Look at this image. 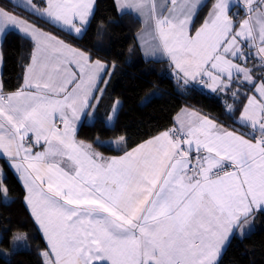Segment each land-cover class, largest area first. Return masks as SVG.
I'll return each instance as SVG.
<instances>
[{
	"label": "snow or ice",
	"instance_id": "obj_1",
	"mask_svg": "<svg viewBox=\"0 0 264 264\" xmlns=\"http://www.w3.org/2000/svg\"><path fill=\"white\" fill-rule=\"evenodd\" d=\"M94 3L23 0L19 6L81 34ZM116 3L146 7L144 0ZM244 4L247 18L237 20L229 15L230 0H216L198 28L199 0H168L159 13L153 3L149 15L156 47L185 83L199 77L233 97L240 95L234 84L253 85L239 116L248 131H228L192 113L111 158L75 140V121L103 91L107 64L0 7V35L19 26L35 42L21 87L5 92L0 84V156L23 180L24 200L47 238L45 264H218L233 230L242 233L250 218L264 213V63L256 77L255 65L245 66L253 56L264 62V0ZM65 157L62 165L57 158ZM5 178L0 168L6 195Z\"/></svg>",
	"mask_w": 264,
	"mask_h": 264
},
{
	"label": "trees",
	"instance_id": "obj_2",
	"mask_svg": "<svg viewBox=\"0 0 264 264\" xmlns=\"http://www.w3.org/2000/svg\"><path fill=\"white\" fill-rule=\"evenodd\" d=\"M212 4L210 0L202 7L196 28ZM0 7L111 66L95 108L97 120L85 123L78 132L80 141L103 153L122 154L172 128L175 117L184 108L197 110L241 132L247 129L227 111L223 95H212L195 85L181 86L169 62L146 60L137 44L140 20L130 13L120 14L116 0H97L94 16L82 37L31 14L10 0H0ZM33 50L34 43L30 39L15 32L8 33L3 43L5 92L16 91L23 84ZM251 93L252 88L244 86V94ZM117 101L120 105L116 119L110 125L107 122L109 110ZM243 101L244 98H240L238 103L243 104ZM121 137L125 139L121 150L103 144ZM5 177L3 184L9 191L6 195L0 193V264H45L41 253L48 247L25 204L26 191L9 167L5 169ZM17 233H24L25 243L14 251L12 243ZM218 264H264V213L257 214L254 229L248 235H236L232 239Z\"/></svg>",
	"mask_w": 264,
	"mask_h": 264
},
{
	"label": "crops",
	"instance_id": "obj_3",
	"mask_svg": "<svg viewBox=\"0 0 264 264\" xmlns=\"http://www.w3.org/2000/svg\"><path fill=\"white\" fill-rule=\"evenodd\" d=\"M10 1L12 3L16 4L17 6H19V4L23 2V0H10ZM209 1L210 0H199V8H198V12H197V18H198V14H199L200 10L202 9V7L205 6ZM33 2H36V0H33ZM181 2H183V0H178V3H181ZM215 2H216V0H213V4ZM144 3L146 5V7L143 9V11H141V10H139L137 8H134V7H127V8H123V9L119 8L118 5H117V7H118V10H119L120 14L130 13V14L134 15L135 17H137L140 20V22H141V29L137 33V44H138V47H139V49H140V51L142 53V56L146 60H149V61H153V62H156V61H167L172 66H174V63L171 61V59L166 54H164L162 51H160L156 47L157 44H158V34L156 33V30H155V20L153 18H151L150 15H149V8H150V6L153 3H155L157 5V13H159L160 6L161 5H167L168 4V0H144ZM96 4H97V0H95V3H94V13H95V10H96ZM19 7H21V6H19ZM211 8H212V6L210 7L209 11L211 10ZM237 12L239 13V15L238 16H234V14H236ZM10 13L13 14V15H15V16H17L20 19H25V18H23V17L15 14V13H12V12H10ZM207 14L205 15V18L207 17ZM229 15L230 16H233L234 19H237V20H242L244 18H247L248 10H247V7L244 4V0H230ZM253 15L255 16V14H253ZM197 18H196V20H197ZM42 19L50 22L47 18H42ZM25 20H27V19H25ZM196 20H195L194 23H196ZM27 21L30 24H34L33 22H30L29 20H27ZM50 23H52V22H50ZM253 23L255 24V20L253 21ZM34 25L37 28H40L38 25H36V24H34ZM54 25H56L57 27H59V28H61L63 30H66L67 32H69V30L67 28H62L61 26H59L57 24H54ZM40 29H42V28H40ZM86 30H85V32H86ZM42 31L45 32V33H49V34H51L53 36H56V35L48 32V31H46L44 29H42ZM10 32L18 33V34H20V35H22V36L30 39L34 43V48H35V42L33 41V39L30 36L25 35L22 31H20L19 30V26H15V27L9 26V27L6 28L5 32L2 35H0V84L3 85V90H4V83H3L2 75H3L4 62H5L4 52H3V43L5 41L6 36ZM85 32H83L81 34H75V33H71V34L74 35V36H76V37H82ZM258 32H259V26L258 25H255L253 35L256 38L255 42H256L257 45L259 44ZM56 37L59 38V39H61L58 36H56ZM61 40H63V39H61ZM65 43H68V42L65 41ZM68 44H70V43H68ZM73 47L74 48H77L75 46H73ZM78 49H80V48H78ZM81 51H83V50H81ZM252 51L254 53L255 52V48H253ZM83 52H85V51H83ZM85 53H87V52H85ZM30 63H31V61H30ZM262 63H264V62H262L259 59V57L253 56V58L249 59L246 62V65L245 66L248 67V68H250V69H253V66L255 65V68L253 69V76L256 77V76H259L260 75V72H261V64ZM106 64L108 66L107 67V72L102 74L104 81H106L107 76H108L109 72L111 71V66L108 63H106ZM174 69H175V67H174ZM72 70L78 72V69H76L75 67H73ZM175 73H176V76L181 81V86H184V85H195V86H199L200 88L204 89L205 91L209 92L212 95H223L224 96V101H225V106H226L227 111L231 115H235V119L237 120V122L239 124H241L239 122V116H240V110L242 109L243 104H240L238 102H239V99L240 98H244L243 103H246V99L244 97V86L251 87L252 88V93L251 94H254V92H253V85H251V84H249L247 82L241 83V84H238V85L237 84H234L233 85V90H236L238 88L240 95H238L237 97H233L232 91H226V90H215L214 91V90L210 89L208 87V84L211 83L210 81H206L205 83L201 84L200 83V78L197 77L196 80H191L189 78L188 83H185L184 82L183 75L180 74L178 76L176 69H175ZM23 83H24V80H23ZM256 83L258 85L259 84V80H257ZM103 86H104V83L103 82H100L99 83V88L104 90ZM102 92H100V91H96L95 92V95L98 97V99L100 98ZM98 99L92 100L91 103L94 105V107L93 108L86 109L84 113H81L80 114V119L77 120V121H75V127H76L75 140L77 142H80V140L78 139V132H79L80 128L85 123H94L97 120V118H98V115L95 112V108H96ZM119 105H120V102L116 105V108H115L114 111H113V108L109 110L110 111V115L109 116H111L112 118L109 119V117H108V119H107L108 124L111 125V124L114 123V121L116 119V114H117V110H118ZM228 105H232L233 106L232 109H229L228 108ZM192 113H197L199 116H202V117L203 116H206L208 119L213 120L218 126L222 125L228 131H236L238 134L241 132L239 130H236L233 127L230 128L227 125L221 124L218 121L212 119L211 117H209V116H207V115H205V114H203V113H201V112H199L197 110L190 109V108H184V109H182L177 114V116L175 117L174 126L172 128L178 127L181 120L187 121V119L191 118V114ZM246 131H248V129H245L244 130V132H246ZM85 144L86 145H89L88 143H85ZM103 144L104 145H108V146H110L112 148H115L117 150H121L125 146V139L118 138V139H113V140H106V141L103 142ZM91 149L93 151H95V152H98V153L102 154L104 157H107V158L117 157V156H123L126 152H129V151L132 150L131 149V150L126 151V152H124L122 154H116V155L114 154V155H111V154L103 153V152L95 149L92 146H91ZM34 151H43V147L42 146H36L34 148ZM57 159L63 165V163L66 161L67 158L65 157L63 159H61V158H57ZM6 167H9V162L4 157L0 156V168H2L4 175H5V169H6ZM9 168L18 177V179L20 180L22 186L24 187L23 180L20 178V174L17 173L13 168H11V167H9ZM24 189L26 191V188L25 187H24ZM25 204H26L28 210L31 213L30 206L27 205L26 202H25ZM259 213L260 212H257L253 218H250L251 219V223L244 228V230H243L242 233H241L240 230H237V229H234L233 230V232L230 235L229 241L227 242V244L223 248L222 254L218 257V263L220 262L223 254L225 252V250L228 248V246L231 243L232 239L236 235L237 236H240V237H244V236L248 235L254 229L256 216ZM32 217H33V215H32ZM33 219H34V217H33ZM34 221H35V219H34ZM35 223L38 226V229H39L40 233L42 234V236H43V238H44V240H45V242L47 244V238L45 237V235L43 233V230L39 227V225H38V223L36 221H35ZM47 247H49L48 244H47ZM45 260H46V257H45Z\"/></svg>",
	"mask_w": 264,
	"mask_h": 264
},
{
	"label": "rangeland",
	"instance_id": "obj_4",
	"mask_svg": "<svg viewBox=\"0 0 264 264\" xmlns=\"http://www.w3.org/2000/svg\"><path fill=\"white\" fill-rule=\"evenodd\" d=\"M15 237H20L21 239H17V240H14L13 239V243H12V247H13V250L14 251H17V248L20 246V245H24L25 243V235L24 233H17ZM47 259V257H46Z\"/></svg>",
	"mask_w": 264,
	"mask_h": 264
}]
</instances>
